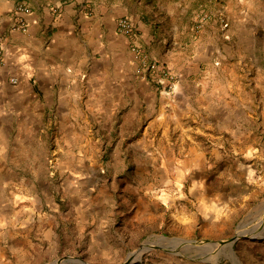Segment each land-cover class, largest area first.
Masks as SVG:
<instances>
[{
  "label": "crops",
  "instance_id": "obj_1",
  "mask_svg": "<svg viewBox=\"0 0 264 264\" xmlns=\"http://www.w3.org/2000/svg\"><path fill=\"white\" fill-rule=\"evenodd\" d=\"M220 1L209 6L217 19L180 35L172 21L184 18L187 8L177 2L0 0V264L31 255L40 232L37 239L50 245L52 216L64 222L68 214L61 198H49L51 168L88 166L100 146L142 153L143 174L161 159V172L172 174L166 184L177 190L159 187L144 199L170 211L164 223L170 230L208 234L239 216L224 215V208L253 200V164L240 158L225 162L218 153L226 150L228 120L242 128L241 121L264 119V0ZM18 2L30 8L25 32L12 29ZM119 18L132 21L135 40L154 61L177 73L172 94H158L149 73L138 71L129 40L115 32ZM102 112L113 119L107 133L113 138L104 142L95 123ZM233 136L235 152L259 151V144L243 146L241 131ZM208 152L214 157L207 158ZM222 163L225 172L219 170ZM115 178L114 191L122 188L119 198L106 203L109 217L123 214L118 209L124 204L135 219L148 216L146 205L132 208L125 196L131 178ZM184 179L187 191H181ZM153 189L144 186L145 192ZM83 194L71 192L70 199L80 203L74 210L87 223L85 215L99 213L105 201ZM110 220H101L103 234ZM90 228L97 237L96 223Z\"/></svg>",
  "mask_w": 264,
  "mask_h": 264
},
{
  "label": "rangeland",
  "instance_id": "obj_2",
  "mask_svg": "<svg viewBox=\"0 0 264 264\" xmlns=\"http://www.w3.org/2000/svg\"><path fill=\"white\" fill-rule=\"evenodd\" d=\"M161 2L165 6H171L172 2H177L183 7L186 5V16L179 19L176 17L172 21L178 28L176 32L180 35L199 31L204 22L217 19L218 14L215 16V11L209 6L212 2L223 4L220 0H180L179 2L177 0H161ZM178 10L179 8L175 9V12L177 13ZM204 16L208 17L205 21L201 20ZM127 19L134 30L131 38L125 36L129 40V51L133 55V61L138 66V71L142 75H147L145 65L156 61L135 40V25L129 18ZM117 20L114 22V29L119 34L116 30ZM153 25L155 26L156 23L150 25L152 30L155 29ZM162 65L170 69L178 79L177 73L170 66L164 63ZM152 80L158 88V94H160L159 85L153 78ZM100 117L103 119L101 120ZM112 120L110 113H100L98 122H95L100 141H108L113 136L107 134ZM241 123L242 128H236L234 121H227L226 150L218 153L220 157L225 159V162L240 158L244 165H251L252 163L255 169L252 176L255 173L257 175V178H254L255 180L249 184L250 190L255 195L253 200L244 204L239 199L234 201V207L223 209L224 215L227 211L239 215L233 223H224L217 227L212 226L208 234L197 233V231L186 234L176 229L165 228L164 223L169 218L170 211L166 212L160 206H156L154 202L149 203L150 200L144 199V195L152 197L159 192V187H163L166 191L175 188L174 185L166 184L167 179L171 180L172 174L168 175L165 171L161 172L163 171L161 159L156 158L157 162L152 163L149 172L143 174L138 168V159H145L144 155H141L142 153L137 151L135 153L132 151L118 153L105 149V146H100L99 151L92 153L93 164L88 162V166L84 165L83 168L70 167L61 170L51 168L49 198L55 203L61 198V208L68 211L66 221L63 222L57 216L56 218L52 216L50 245L47 246L46 241L41 242L37 239L41 237L40 232V234H36L34 249H28L31 255H28L26 259L15 255L12 257V264H125L129 257H131V263L128 264H264V119L244 120ZM240 131L243 146L259 144V151L235 152L231 149V145L234 144L233 135L236 133L238 136ZM237 143L239 142L237 141ZM183 156L184 153L175 154V157L179 159ZM206 157L212 158L214 154L208 152ZM171 163L180 168L177 162ZM226 165L222 163L219 170L225 172L227 170ZM91 170L92 176H82V171H85L84 174H86L90 173ZM184 171L185 169L182 172ZM80 173L81 176H79ZM122 175L131 178L130 193L125 191V196L131 197L132 208L140 202V205H146L147 208L143 207L148 216L135 219L132 215L133 210L126 209L125 204V209L123 205L118 209L123 214L120 213L116 217H109L107 214L106 203H110L114 195L119 198L122 188V185L119 184L120 189L117 192L114 191L113 177H116V183L122 178ZM150 185L155 190L145 192L144 186ZM181 191H187V179H184ZM71 192H79L82 195L85 193L89 199L94 201L104 199V206L100 208L97 214L94 212L93 214H86L87 223H82L80 212L77 214L74 210L80 208L81 205L80 203H78V207L73 205L70 199ZM92 219H94L93 224L96 223L99 229L95 238H92V232H90V227L93 225ZM102 219H111L106 225L109 232L104 234L101 232ZM234 237L236 239L230 246L223 244V242ZM118 239L122 240L123 243Z\"/></svg>",
  "mask_w": 264,
  "mask_h": 264
},
{
  "label": "built area",
  "instance_id": "obj_3",
  "mask_svg": "<svg viewBox=\"0 0 264 264\" xmlns=\"http://www.w3.org/2000/svg\"><path fill=\"white\" fill-rule=\"evenodd\" d=\"M30 8L25 2H18L13 8V30H19L25 32L28 24L25 19V15L29 12ZM207 16L201 20H206ZM200 20V22H201ZM222 28L227 27V23L222 21ZM201 23L199 24V26ZM198 26V27H199ZM116 30L119 34L131 38L134 30L133 26L127 18H119L116 23ZM146 72L155 80L159 85L160 91L164 93H171L174 91L175 84L177 82L176 75L167 67L159 65L156 62H149L145 65Z\"/></svg>",
  "mask_w": 264,
  "mask_h": 264
},
{
  "label": "water",
  "instance_id": "obj_4",
  "mask_svg": "<svg viewBox=\"0 0 264 264\" xmlns=\"http://www.w3.org/2000/svg\"><path fill=\"white\" fill-rule=\"evenodd\" d=\"M236 239V237H234V238H232V239H229L228 241H226V242H223V244H227L228 246H230L232 243H233V241ZM130 258L131 257H129V259L126 261V263L125 264H128V263H131L130 261ZM67 261H70L69 259H67Z\"/></svg>",
  "mask_w": 264,
  "mask_h": 264
}]
</instances>
